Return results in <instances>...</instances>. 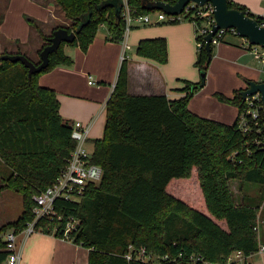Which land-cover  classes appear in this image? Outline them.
Returning a JSON list of instances; mask_svg holds the SVG:
<instances>
[{"label":"trees","instance_id":"16d2710c","mask_svg":"<svg viewBox=\"0 0 264 264\" xmlns=\"http://www.w3.org/2000/svg\"><path fill=\"white\" fill-rule=\"evenodd\" d=\"M52 1L70 21L53 31L65 27L76 33L75 40L61 43L49 55L47 68L31 78L20 62L0 59V167L7 172L4 188L22 198L20 216L5 227L16 232L33 219V197L56 180L76 145L73 122L61 117L56 92L41 87L39 77L71 65L64 47L87 51L100 26L116 42L124 30L116 13L122 0ZM127 2L139 14L150 12L143 0ZM228 4L259 23L263 20L231 0ZM28 23L39 31L34 21ZM51 36H43L42 48ZM135 54L165 64L167 41L140 40ZM126 62H121L105 104L103 137L93 140L90 153V162L102 169L101 180L87 186L78 201L56 200L54 208L62 220H43L38 228L51 235L54 227L61 230L68 219H77L71 243L88 250L87 264H224L234 252L246 257L256 253L257 216L264 196L260 202L250 199L238 206L228 183L264 186V147L254 143V132L238 129L245 107L240 90L231 98L215 94L238 110L234 122L224 124L189 111V100L205 85L200 87L201 80L186 83L185 95L175 100L129 94ZM195 66L206 75L204 45L197 49ZM5 227H0V264L8 255L2 240L9 231L4 232ZM54 236L60 238L61 233ZM142 249L146 256L140 255Z\"/></svg>","mask_w":264,"mask_h":264},{"label":"crops","instance_id":"0c3cea01","mask_svg":"<svg viewBox=\"0 0 264 264\" xmlns=\"http://www.w3.org/2000/svg\"><path fill=\"white\" fill-rule=\"evenodd\" d=\"M22 1L24 6L20 8V14L13 17L16 0H0V10H2L0 48L1 51L9 54L20 52L29 60L38 63L40 50L45 44L43 36H50L57 26H69L70 21L64 17V21L60 22L62 25L57 23L56 15L59 8L52 0ZM231 1L245 7L254 16L264 15V0ZM24 14L30 17H24ZM62 16H64L63 13ZM28 19L38 25L39 31L29 25ZM159 37L167 41L168 60L165 64H159L135 54L140 40ZM128 44L129 50H133L130 58L126 51L129 94L165 95L168 99L175 100L185 95L182 90L186 83L197 84L200 81L199 71L195 66L198 47L192 23L178 21L157 23L147 27L134 26L129 34ZM215 46L212 47L214 62L229 64L231 61H237L238 66L241 67L242 79L239 80L233 92L245 89L248 81H264L262 78L264 68L259 65L261 61H258L246 47L244 48L241 40L234 38L233 35L231 39ZM122 51V42L111 41L107 28L100 26L87 51L83 52L75 46L64 47L65 54L72 59L71 65L55 67L38 79L41 87L56 92L60 104L59 113L63 119L79 121L89 127L86 140V149L89 153L93 151V140L103 137L106 119L105 104L119 72ZM89 76L94 84L88 83ZM188 109L200 116V111L193 110V96L189 100ZM237 115L238 110L236 117ZM210 117L212 114L209 112L208 116L203 118L214 120ZM20 214L21 207L13 218H7L5 221L14 222ZM4 234H2V240H4ZM20 238L18 247L21 252V264H30L34 261L36 264H58L64 259V249L61 246L63 243L70 246L69 249L64 250V253L67 256L70 251L73 261H76L77 253L81 250L79 245L42 232L34 233L26 240ZM259 244L264 245V242L261 241ZM253 255L236 264H254L251 260Z\"/></svg>","mask_w":264,"mask_h":264},{"label":"built area","instance_id":"2783aa9c","mask_svg":"<svg viewBox=\"0 0 264 264\" xmlns=\"http://www.w3.org/2000/svg\"><path fill=\"white\" fill-rule=\"evenodd\" d=\"M152 2L161 1L169 5H174L178 0H150ZM157 14L151 18L149 13L139 14L130 7L127 0H122L121 7V20L123 22L124 30L121 42L123 44V51L120 55V64L126 59V51L130 49L128 44V37L135 24H157L163 21H182L187 19L194 25L195 38L197 39V47L205 44V36L211 31L215 24L214 7L211 3L207 2L200 6L194 1H189L183 8L182 12L177 15H168L160 10H154ZM260 25L264 26V15L260 16ZM237 35L235 29H218L211 38L210 45L215 46L220 44L225 34ZM243 45L251 51L254 57L264 63V48L259 45H250L246 39H243ZM89 84H94L89 76ZM115 83L112 86L114 87ZM245 107L238 116V129L243 133L256 134L254 143L258 146L264 147V99L260 93L247 96L244 100ZM74 138L76 145L66 160L65 166L60 170L56 180L47 188L40 191L33 197V219L26 223L24 229L16 232L9 230L4 234L5 250L8 252L5 264H21V252L18 247V237L26 240L32 234L37 232L44 233L42 227L38 228L40 221L54 222L61 221L62 217L57 213L54 208L56 200L65 201H78L84 194L87 186L97 184L102 177V169L96 164L90 162V153L86 149V140L89 132V127L84 126L79 121L73 122ZM78 220L75 218L68 219L63 229L59 230L58 226L53 228L52 234L55 235L57 231L61 233V239L72 242L71 235L76 230ZM264 254V245H260L257 251ZM141 256H146V250L140 251ZM164 256L161 260L166 259ZM246 258L241 251L232 253L226 263L236 264L244 261ZM199 260V258H198ZM201 260V259H200ZM203 264L205 263L201 260Z\"/></svg>","mask_w":264,"mask_h":264},{"label":"rangeland","instance_id":"374dc122","mask_svg":"<svg viewBox=\"0 0 264 264\" xmlns=\"http://www.w3.org/2000/svg\"><path fill=\"white\" fill-rule=\"evenodd\" d=\"M22 6H24L23 1L16 0L15 7L17 9L15 8L13 10L12 12L13 17H17L18 14H20L19 12ZM1 13L2 10H0V19L2 16ZM156 14L157 13L155 11H152L149 13V16L153 18L156 16ZM25 16L30 17L27 14H24V17ZM56 17L58 18L57 23L60 22L62 23L64 21L63 20L64 16H62V12H60V9H58V15H56ZM182 21L189 22L187 19H184ZM163 22L171 23L168 20ZM152 25L153 24H146V25L135 24L134 26L147 27ZM232 36L233 35L229 33L225 34V38L223 42L225 40L231 39ZM234 38L238 39L239 41L241 40L243 45V38H240L238 35H235ZM1 50L2 49L0 48V53L3 52ZM131 54H133V50H128L127 51L128 58H130ZM213 56L214 55L212 54V58H211L212 60L210 61L209 66L206 70L205 85L202 88L197 89L196 92L193 94V110H196L198 112L200 111L199 115L202 117L205 116L207 117L208 113L210 112L212 114V117L210 118L222 122L224 124H232L237 114V108L233 105L220 102L215 94L219 93L225 97L230 96V94L233 92L236 86H238L239 80L242 79V76L240 74L241 67L238 66L239 63L237 61H231V63L229 64L214 62ZM259 65H261L262 68H264V63L259 62ZM198 75H199L198 78H201L200 73ZM262 78L264 79V73L262 74ZM6 173H7L6 170L0 167V225H1L0 227H5L7 224L12 223V222H6L7 220L5 221V219L13 218V216H15V213L18 212V208L21 207V211H22L21 196L19 194H16L10 189L4 188L6 182ZM228 183H229V191L232 199L234 200V204L238 206L243 205V203L246 202L245 200L248 201L250 199H253L254 201L258 200L260 202L259 197L261 195L264 196V186L262 185H258L254 183H244L240 180H230ZM260 204L261 206L257 216V227H256L257 228L256 236L259 238V243L261 241L264 242V201ZM10 229L11 228L7 226L5 227L4 232ZM20 240L21 238L18 237L17 243H19ZM61 246L65 251L70 247L68 244L64 245V243L61 244ZM64 250H63L64 259L58 264H87L88 251L86 250V248L81 246L80 252L77 253L76 261H73L70 251L66 256ZM253 254L254 255L252 256L251 260L254 264H264V255L258 252ZM34 262L33 263L30 262V264H36V262L35 263Z\"/></svg>","mask_w":264,"mask_h":264},{"label":"water","instance_id":"95a60500","mask_svg":"<svg viewBox=\"0 0 264 264\" xmlns=\"http://www.w3.org/2000/svg\"><path fill=\"white\" fill-rule=\"evenodd\" d=\"M191 0H178L174 5H169L161 1L152 2L143 0L144 6L148 11L160 10L168 15H177L182 12L184 6ZM202 6L209 2L214 7L215 24L211 31L205 36L204 48L207 53V65H209L212 56V48L210 45L211 38L218 29H235L240 38L246 39L250 45H259L264 48V26H261L255 18L246 15L243 11L229 7L228 0H192ZM122 7V1H121ZM120 9L116 10L117 15L121 13ZM76 38L74 31H68L65 27H59L52 32V36L48 39L46 45L39 53V62L34 63L22 54L6 53L0 57L2 61L11 63L20 62L28 70V78L33 74L40 73L47 68L49 64V55L55 53L61 43H72ZM202 87L205 83L204 74H200ZM260 93L264 99V81H248L246 88L240 91L242 100L247 96Z\"/></svg>","mask_w":264,"mask_h":264}]
</instances>
